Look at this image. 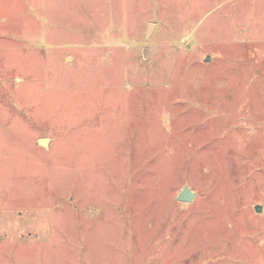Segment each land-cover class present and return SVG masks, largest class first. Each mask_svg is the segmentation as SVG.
I'll return each mask as SVG.
<instances>
[{"label":"rangeland","instance_id":"374dc122","mask_svg":"<svg viewBox=\"0 0 264 264\" xmlns=\"http://www.w3.org/2000/svg\"><path fill=\"white\" fill-rule=\"evenodd\" d=\"M0 264H264V0H0Z\"/></svg>","mask_w":264,"mask_h":264},{"label":"water","instance_id":"95a60500","mask_svg":"<svg viewBox=\"0 0 264 264\" xmlns=\"http://www.w3.org/2000/svg\"><path fill=\"white\" fill-rule=\"evenodd\" d=\"M151 28V26H149V29ZM149 33V30H148ZM208 61V58L205 60ZM47 143L46 140H41L39 142V144H41L42 146H45ZM195 197V193L192 192L188 186H183V188L181 189V191L179 192L178 196L176 197V200L178 202H183V203H190L193 201V198ZM254 210L256 213H261L262 212V206L261 205H256L254 207Z\"/></svg>","mask_w":264,"mask_h":264}]
</instances>
